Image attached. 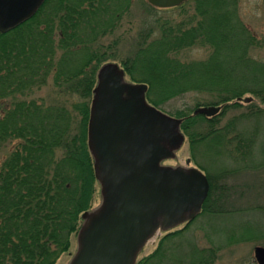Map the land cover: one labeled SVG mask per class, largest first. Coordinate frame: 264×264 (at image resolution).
<instances>
[{"label":"trees","instance_id":"obj_1","mask_svg":"<svg viewBox=\"0 0 264 264\" xmlns=\"http://www.w3.org/2000/svg\"><path fill=\"white\" fill-rule=\"evenodd\" d=\"M189 2L194 9L186 19L147 18L149 25L136 40L132 56L121 60L122 69L131 81L147 84L145 97L155 107L187 92L211 97L171 113L182 119L179 127L187 131L192 158L199 148L203 152L209 144L219 147L220 139L222 147L236 140L231 151L249 154L251 139L241 130L230 135L231 120L218 127L216 119L228 107L240 106L245 93L264 102V55L250 52L264 50V37L257 38L240 21L237 0H186L171 9L150 7L172 11ZM130 4L131 0H43L30 18L0 33V264H54L67 250L70 234L77 232L81 214L91 208L98 183L86 127L93 69L104 60L96 59V46L118 28ZM192 47H205L206 56L178 58ZM48 80L55 97L35 96ZM250 102L240 118L264 120V106L250 108ZM208 105L222 109L211 117L192 114ZM195 122L203 128L188 131ZM258 124L264 138V125ZM195 164L206 168L196 160ZM206 178L208 192L196 216L166 231L134 264H215L220 247L214 240L200 245L191 227L196 218L207 220L221 212L208 208L211 181ZM239 228L249 231L251 226Z\"/></svg>","mask_w":264,"mask_h":264},{"label":"water","instance_id":"obj_2","mask_svg":"<svg viewBox=\"0 0 264 264\" xmlns=\"http://www.w3.org/2000/svg\"><path fill=\"white\" fill-rule=\"evenodd\" d=\"M184 1L146 0L155 8ZM42 2L0 0V33L30 18ZM123 75L111 62L96 74L86 139L100 200L81 214L77 247L67 264H134L142 245L156 230L167 231L184 219H193L207 195L208 181L198 168L160 164L162 159L174 157L183 141L181 118L160 112L145 100L147 85L125 82ZM249 100L242 98L243 102ZM218 109L200 106L192 114L211 117ZM142 118L150 127L147 142L137 140ZM252 255L256 264H264V246H253Z\"/></svg>","mask_w":264,"mask_h":264},{"label":"rangeland","instance_id":"obj_3","mask_svg":"<svg viewBox=\"0 0 264 264\" xmlns=\"http://www.w3.org/2000/svg\"><path fill=\"white\" fill-rule=\"evenodd\" d=\"M193 7L194 4L189 2L182 7L172 8V11H160L157 9L153 10L155 8L150 7L146 0H131L128 10L123 11L118 28H114L111 33L105 34L98 40V45L96 46L98 51L95 57L96 59L104 58V60L102 62L99 61L93 69L94 84H96L98 69L105 63H115L120 69L123 68L121 60L132 56L137 44L136 40L139 39L142 35L141 33L149 25V22H146L147 18L149 21L153 19L150 18L152 15H159L171 16L176 20L186 19L191 14L192 9H194ZM182 11L186 12L182 13ZM237 15L240 21L257 38L264 37V0H237ZM250 52L255 57L264 55V50L262 49H255ZM206 54L207 49L205 47H192L183 50L177 56L180 59H202ZM124 78L130 80L125 73ZM47 82L39 90L38 95L35 96H40L45 100L55 97V87L51 85L49 80ZM245 97H249V101H251L252 106L250 108L264 106V102L262 103L252 94L245 93L241 99ZM210 98L206 94L187 92L182 96L170 99L161 108H155L167 115L170 113L169 116L176 118L175 115L171 114L175 110L184 111L186 108L192 107L193 101L202 102ZM247 104V102L241 100L240 106L228 107L223 113L218 115L216 122L218 127H222L231 120L233 127L230 135L237 130L243 131L244 136L246 135L252 141L249 154L240 155L239 152L231 151L236 140H229L222 147L220 139L219 147L209 144L208 148L202 147L203 152L199 148L194 159L189 150L187 131L180 129L183 141L177 150L174 151L175 157L164 159L160 163L161 165L196 167L205 176L209 177L211 188L208 208L221 211L219 212L220 215L210 216L207 220H204L205 217H198L193 221V226L191 225V227H193L200 245H208L210 240H214L213 242L220 247L215 264H256L253 259L252 248L255 245L264 246V147H262L264 138L260 132V124H258L262 122L264 125V120L258 119V122H256L255 118L241 119L240 115L248 112L249 105ZM219 109L221 110L222 106ZM190 125L188 131L203 128L199 122L191 123ZM230 135L229 137L231 138ZM195 160L206 168L200 169L197 167ZM205 170H207V174ZM98 186L94 183L90 209L95 208L99 203ZM183 225L184 223L177 224L167 229V231L181 228ZM240 225H249L251 229L249 231L241 230L239 228ZM217 229L221 232L215 231ZM165 232L166 230H156L142 245L136 258L148 254L154 248L158 238ZM76 236L77 232L70 234L67 250L60 254L54 264L68 263L77 247Z\"/></svg>","mask_w":264,"mask_h":264},{"label":"flooded vegetation","instance_id":"obj_4","mask_svg":"<svg viewBox=\"0 0 264 264\" xmlns=\"http://www.w3.org/2000/svg\"><path fill=\"white\" fill-rule=\"evenodd\" d=\"M124 73V72H123ZM124 76V75H123ZM124 81L125 82H130V83H132V84H135V83H144V82H134V81H131V80H126L125 78H124ZM146 84V83H145ZM147 85V84H146ZM102 89H103V87H101L100 89H99V91H102ZM122 97L123 98H125L126 97V95H125V93L123 92L122 93ZM144 97H145V94H144ZM145 100L147 101V99H146V97H145ZM148 102V101H147ZM155 107V106H154ZM219 110L220 109H218V111H217V113L219 112ZM216 113V114H217ZM215 114V115H216ZM145 124H146V121H145V119L144 118H142L141 119V121L140 122H138V125H139V129H138V132H137V140L139 141V142H141V141H143V142H147V141H149L150 140V137H149V130H150V127H148V125L147 126H145ZM180 125V124H179ZM179 129H180V127H179ZM176 151V150H175ZM174 157H175V152H174ZM174 157H171V159L172 158H174ZM165 159H170V158H165ZM164 159H162L161 161H160V163L163 161ZM167 166H170V165H167ZM175 166H181V165H175ZM183 167V166H182ZM191 220V219H190ZM189 221V219H184L181 223H179V224H185L186 222H188ZM173 227V226H172ZM172 227H170V228H172ZM160 231V230H159Z\"/></svg>","mask_w":264,"mask_h":264}]
</instances>
